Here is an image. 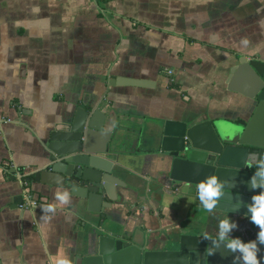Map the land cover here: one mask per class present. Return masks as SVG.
I'll return each instance as SVG.
<instances>
[{
    "label": "crops",
    "instance_id": "1",
    "mask_svg": "<svg viewBox=\"0 0 264 264\" xmlns=\"http://www.w3.org/2000/svg\"><path fill=\"white\" fill-rule=\"evenodd\" d=\"M241 58L264 62V0H0V264H71L90 234L86 220L101 215L106 231L142 228L153 250L168 249L185 227L218 238L225 218L237 224L231 237L254 240L250 219L200 220L168 186L154 198L139 188L120 206L113 185L111 196L88 203L29 178L53 126L83 105L101 113L103 131L88 146L104 167L106 133L121 122L143 129L137 143L135 130L127 133L114 160L123 163L122 181L144 185L159 167L141 145L150 129L167 120L249 119ZM63 191L62 205L55 194ZM48 204L53 212L42 211Z\"/></svg>",
    "mask_w": 264,
    "mask_h": 264
},
{
    "label": "water",
    "instance_id": "2",
    "mask_svg": "<svg viewBox=\"0 0 264 264\" xmlns=\"http://www.w3.org/2000/svg\"><path fill=\"white\" fill-rule=\"evenodd\" d=\"M238 63L236 72L245 77L250 88L248 98L253 102L249 119L234 123L222 119L197 123L167 120L150 129L141 145L146 151L156 153L159 167L155 177L146 180L144 185L137 180L122 181L123 163L114 160L118 155L116 149L127 139V133L135 129L121 122L111 133H106L110 148L104 154L111 163L109 168L104 167L100 157L94 156L88 146L91 137L103 131L101 113L83 105L75 109L72 117L53 126L46 138L44 162L29 178L41 185L68 189L72 197L88 203L103 194L111 196L113 185L119 189L113 201L118 199L120 203L116 204L120 206L126 195L139 188L154 198L168 186L180 204L194 209L200 220L210 213L249 219L247 206L252 196L261 191L249 187L256 165L253 161L248 166L246 160L252 159L249 156L252 153L256 154V160L264 156V62L241 58ZM222 125L229 126L223 135ZM256 127L261 129L258 134ZM142 130H135L136 143L142 137ZM211 176H216L224 187L222 196L209 211L198 199L197 186ZM29 178L24 181L28 182ZM103 217L99 222L86 220L90 234L71 264H233V257H239V253L227 250L223 243L212 251V241L217 238L199 235L193 226L180 231L168 249H149L151 242L142 228L130 229L127 223L117 232L106 231ZM258 247L259 259L264 256V246Z\"/></svg>",
    "mask_w": 264,
    "mask_h": 264
},
{
    "label": "clouds",
    "instance_id": "3",
    "mask_svg": "<svg viewBox=\"0 0 264 264\" xmlns=\"http://www.w3.org/2000/svg\"><path fill=\"white\" fill-rule=\"evenodd\" d=\"M229 126H221V134H225V129ZM251 160H246L248 166H252L253 161L256 165V170L249 180V187L251 189L260 188L259 194L252 196V202L247 206V211L250 213V221L258 226L259 231L256 233V238L251 241L244 242L238 237H231L230 233L237 228L234 221L225 218L218 222V238L212 241V251L220 246L224 247L232 253H239V257H233V264H264V256L259 257L258 245L264 246V156L259 160L255 159L256 154H249ZM224 185L223 182L218 181L216 176L206 178L197 186V195L201 204L209 211H211L217 204L218 199L222 196ZM56 200L60 204L69 203V192H57L55 194ZM239 203L237 204V208ZM42 211L53 212L54 206L52 204L42 206ZM212 254V252H210ZM56 264H70V261L64 257L59 258Z\"/></svg>",
    "mask_w": 264,
    "mask_h": 264
},
{
    "label": "built area",
    "instance_id": "4",
    "mask_svg": "<svg viewBox=\"0 0 264 264\" xmlns=\"http://www.w3.org/2000/svg\"><path fill=\"white\" fill-rule=\"evenodd\" d=\"M102 2H107L109 0H101ZM168 75H171L172 73L170 71L167 72Z\"/></svg>",
    "mask_w": 264,
    "mask_h": 264
},
{
    "label": "rangeland",
    "instance_id": "5",
    "mask_svg": "<svg viewBox=\"0 0 264 264\" xmlns=\"http://www.w3.org/2000/svg\"><path fill=\"white\" fill-rule=\"evenodd\" d=\"M196 212V211H195ZM191 216H192V214H191Z\"/></svg>",
    "mask_w": 264,
    "mask_h": 264
}]
</instances>
